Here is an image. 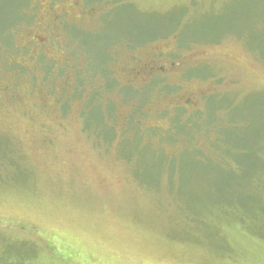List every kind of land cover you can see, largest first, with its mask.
I'll list each match as a JSON object with an SVG mask.
<instances>
[{
    "label": "rangeland",
    "instance_id": "obj_1",
    "mask_svg": "<svg viewBox=\"0 0 264 264\" xmlns=\"http://www.w3.org/2000/svg\"><path fill=\"white\" fill-rule=\"evenodd\" d=\"M0 264H264V0H0Z\"/></svg>",
    "mask_w": 264,
    "mask_h": 264
},
{
    "label": "flooded vegetation",
    "instance_id": "obj_2",
    "mask_svg": "<svg viewBox=\"0 0 264 264\" xmlns=\"http://www.w3.org/2000/svg\"><path fill=\"white\" fill-rule=\"evenodd\" d=\"M44 45V43L42 44ZM41 45V46H42ZM40 46V44H39ZM148 56L146 57V59H143V61L141 60L139 63L135 64V65H139L135 68H133L131 70L132 72V77L130 79V83H128V86H134L135 82H137L138 80H141L143 82H147L149 81L151 78H164L166 76H168L169 74H171V70H173V72L178 68V65H176L175 63L171 62V61H167L171 64H168L167 62L164 63L163 58L166 57L165 53L162 52H152V53H148ZM166 64L165 66H163L162 64ZM69 64H67L68 66ZM141 78H144L141 79ZM181 81H178V87L184 89V85L181 83ZM188 94H185L183 97V101L181 103L185 106V108H192L194 107V102L195 100H192V97L190 98L189 96L186 97Z\"/></svg>",
    "mask_w": 264,
    "mask_h": 264
},
{
    "label": "trees",
    "instance_id": "obj_3",
    "mask_svg": "<svg viewBox=\"0 0 264 264\" xmlns=\"http://www.w3.org/2000/svg\"><path fill=\"white\" fill-rule=\"evenodd\" d=\"M181 129H182V131H185V127L183 126V128L182 127H180V131H181ZM181 131V132H182ZM221 135H222V133H221ZM221 142H222V139H221ZM219 144V143H218ZM221 144V143H220ZM195 154H203V153H200V152H194Z\"/></svg>",
    "mask_w": 264,
    "mask_h": 264
}]
</instances>
